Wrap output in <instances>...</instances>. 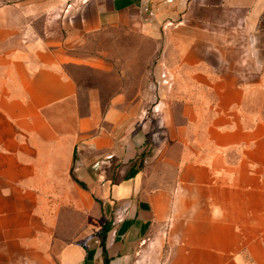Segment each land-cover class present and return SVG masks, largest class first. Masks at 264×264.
<instances>
[{
	"label": "crops",
	"instance_id": "crops-1",
	"mask_svg": "<svg viewBox=\"0 0 264 264\" xmlns=\"http://www.w3.org/2000/svg\"><path fill=\"white\" fill-rule=\"evenodd\" d=\"M12 1L0 264H264V120L244 111L264 70V0ZM51 10L66 35L38 29ZM106 30L137 36L124 62L80 52Z\"/></svg>",
	"mask_w": 264,
	"mask_h": 264
},
{
	"label": "rangeland",
	"instance_id": "rangeland-1",
	"mask_svg": "<svg viewBox=\"0 0 264 264\" xmlns=\"http://www.w3.org/2000/svg\"><path fill=\"white\" fill-rule=\"evenodd\" d=\"M72 1L75 0H64V5L68 7L67 3L69 4ZM8 2L11 4L13 1L8 0ZM63 9L62 5L61 11H63ZM41 11L39 13H41ZM59 11L60 10H51L49 12V16L47 17L46 14H41L37 18L36 16L38 14H33L36 17L38 29L43 32V30L48 27L51 32L53 31L59 34V36L66 35V28L63 22H61ZM137 39L138 38L135 34L126 33L125 30H106L95 34L85 35L79 45V49L80 52L87 54H93L97 51H108L111 52V55L115 59L121 58L124 62L126 56L131 55L132 49H130L129 46L131 44H135ZM122 64H119L117 67L121 69L123 67ZM68 70L80 82H84L86 86L92 85L94 82L99 84V79H101L103 87L104 83H107V87H110V83H112L115 87L119 86L120 80L119 77L117 78L115 73V75H113L114 77L110 78L107 76V78L104 79L99 73L87 67L69 66ZM247 92L249 94L247 95L244 111L251 119L264 120V70L262 71V75L258 76V78L255 77L252 79V85L248 88Z\"/></svg>",
	"mask_w": 264,
	"mask_h": 264
},
{
	"label": "trees",
	"instance_id": "trees-1",
	"mask_svg": "<svg viewBox=\"0 0 264 264\" xmlns=\"http://www.w3.org/2000/svg\"><path fill=\"white\" fill-rule=\"evenodd\" d=\"M136 171H137V169L133 167V168L128 172L127 176H128V177L133 176V175L136 173Z\"/></svg>",
	"mask_w": 264,
	"mask_h": 264
}]
</instances>
